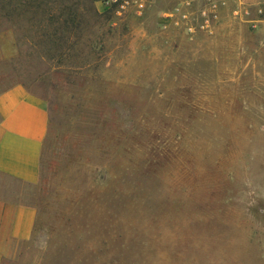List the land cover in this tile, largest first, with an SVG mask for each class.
Wrapping results in <instances>:
<instances>
[{
  "label": "rangeland",
  "instance_id": "obj_1",
  "mask_svg": "<svg viewBox=\"0 0 264 264\" xmlns=\"http://www.w3.org/2000/svg\"><path fill=\"white\" fill-rule=\"evenodd\" d=\"M50 115L0 264H264V0H0V92Z\"/></svg>",
  "mask_w": 264,
  "mask_h": 264
},
{
  "label": "crops",
  "instance_id": "obj_2",
  "mask_svg": "<svg viewBox=\"0 0 264 264\" xmlns=\"http://www.w3.org/2000/svg\"><path fill=\"white\" fill-rule=\"evenodd\" d=\"M49 129L47 104L27 85L17 82L0 92V183L5 177L39 182ZM36 218L34 206L0 196V260L7 256L6 245L33 235Z\"/></svg>",
  "mask_w": 264,
  "mask_h": 264
},
{
  "label": "built area",
  "instance_id": "obj_3",
  "mask_svg": "<svg viewBox=\"0 0 264 264\" xmlns=\"http://www.w3.org/2000/svg\"><path fill=\"white\" fill-rule=\"evenodd\" d=\"M110 3H117L119 6L123 9H126L128 7H134L138 12H143L147 6L148 3L154 0H107ZM215 2L221 1V0H212Z\"/></svg>",
  "mask_w": 264,
  "mask_h": 264
}]
</instances>
